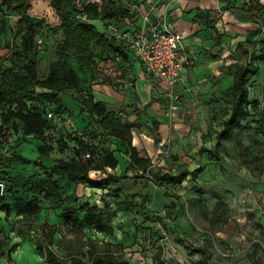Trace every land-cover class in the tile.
Masks as SVG:
<instances>
[{
  "label": "rangeland",
  "instance_id": "rangeland-1",
  "mask_svg": "<svg viewBox=\"0 0 264 264\" xmlns=\"http://www.w3.org/2000/svg\"><path fill=\"white\" fill-rule=\"evenodd\" d=\"M92 1L101 3V0ZM111 1L116 6H123L126 12L117 20L103 17L96 19L104 25L105 35H108L113 28L119 29L124 26L126 20L133 22L131 18L134 15L130 14L129 9L137 4L134 0ZM160 1L166 8L172 9L182 2V0ZM49 2L50 0H25L24 15L5 8L0 12V72L10 66V56L17 57L13 52L22 49L26 17L41 24V29L35 37L39 68L48 70L50 63L58 59V49L64 36L58 14ZM76 7L74 12L78 18L77 10L80 9V5ZM203 18L205 17L201 18V24L209 22H205ZM210 27L207 25V28ZM261 33L264 35V30ZM262 42L264 39L259 40V46L248 48L238 45L231 57H228L233 60V65L247 67L248 77L245 83L247 96L249 101L255 100L258 103L260 111L264 109V43ZM92 49L94 54L92 59L79 60L73 53L69 54V63L78 72L82 86L90 79L100 81L104 78V69L108 63L107 53L95 45ZM32 96L33 92L25 94L28 99ZM61 96L63 104H75L79 99L80 91L65 90ZM229 98L225 90L219 89L204 98L205 127L197 134L194 149L176 158L168 155L169 159L165 160L168 169L176 171L179 166L185 164L194 172L181 184L157 185L152 180L137 176L133 172L131 173L133 175H129L128 179L116 186L123 194L134 196L135 205L131 210L120 212L112 218L113 235L94 233L92 236L122 243L127 264H201L200 260L205 253H208V264L264 263V133L255 129L250 131L234 129L230 137H218L217 133L223 126L222 120L230 110ZM174 103L175 100L167 97L166 106L168 105L169 111L166 112L172 121H185L191 125L198 122L196 120L198 115L193 118L185 113L181 96L176 100L178 112L172 115L170 106ZM113 110L117 112V109ZM68 113L69 108L66 105L65 110L58 115L61 116L60 121ZM252 118H257L253 108L242 123L249 122L255 126L251 121ZM133 124L139 126L140 119H135ZM90 125L91 129L85 131L87 136L105 137L106 133L97 132L92 127L95 125L94 120ZM152 125H155L154 121ZM192 128L195 130L196 126ZM0 139L2 202L12 204L19 198H31L20 184L28 178L44 177V169L32 163L38 155L30 144L31 137L15 136L11 130L3 128L0 130ZM172 142L173 140L165 146L168 154ZM69 146L60 149L58 145V150L55 152L49 149L47 154L40 156L42 166L49 169L56 158L69 156L67 155L71 152ZM23 159H29L30 162L23 163ZM155 167L159 168L156 164ZM90 175L99 176L93 171ZM62 184L63 194H68L72 203V185L63 181ZM86 196L100 207L105 202H113V199L102 191H91ZM58 214V210H52L44 205V209L34 222L45 218L55 221L59 219ZM0 216V227L5 232H9L10 244L17 243L10 252V260L0 258V264H43L34 248V243L26 236L10 231L13 223L22 228H26L27 225L16 222L17 218L12 215L4 219L2 211Z\"/></svg>",
  "mask_w": 264,
  "mask_h": 264
},
{
  "label": "trees",
  "instance_id": "trees-1",
  "mask_svg": "<svg viewBox=\"0 0 264 264\" xmlns=\"http://www.w3.org/2000/svg\"><path fill=\"white\" fill-rule=\"evenodd\" d=\"M24 1L0 0V12L5 8L24 15ZM49 3L58 14L64 36L58 49V59L50 63L48 70L39 68L35 37L41 29V24L26 17L22 49L13 52L17 57L10 56V66L0 72V130L8 128L15 136H33L42 141L37 148L39 157L32 163L44 169V177L28 178L20 184L31 195L29 199L19 198L10 204L2 202L0 196V211L3 212L4 219L12 215L17 218L16 222L27 225L22 228L13 223L10 231L30 239L43 264H127L122 243L98 239L92 235H113L112 218L117 213L129 211L134 207V196L123 194L121 189L116 187L130 176L126 172L119 175L108 173L107 168L114 169L118 163L113 151H106L93 141H85L86 132L73 135L62 130L58 127L61 116H58L56 121L48 119L47 111L52 109L59 115L65 110L62 92L80 91L79 112L87 113L107 134L123 142L122 152L129 158L127 170H140L137 176L146 177L157 185L170 186L181 184L194 172L185 164L179 166L176 171L161 170L156 168L149 158L140 157L137 148L132 144L134 124L110 109L106 102L95 101L90 92H84L78 72L69 63L70 53L79 60L92 59L93 45L98 46L101 51L120 50V40L115 36L106 37L89 20L99 17L117 20L123 17L126 9L120 5L116 6L111 0H101V3L92 0H50ZM77 5H80L77 10L78 18L74 12ZM228 73L233 75L232 85L225 89L230 96V110L222 120L223 126L217 136L230 137L234 129H255L264 133V109L260 111L258 103L255 100L249 101L247 96V67L235 64ZM29 92H33L30 99L25 97ZM251 108L257 115V118L251 120L255 126L249 122L242 123V120L250 115ZM93 136L96 138V135ZM58 145L60 149L71 145V152L67 154L69 156L56 158L50 168L45 169L40 156L47 154L49 149L57 151ZM86 151L91 155L83 158ZM22 162L29 163L30 160L23 159ZM92 170L102 175L93 177L90 175ZM62 181L68 185L82 184L88 188L99 189L112 198L113 202H105L100 207L87 201L82 202L73 194L71 203L69 195L63 194ZM44 205L58 210L59 219L50 221L45 218L35 223L34 219L44 209ZM0 233V258L9 261L10 252L17 243L10 244L9 232H5L2 227ZM207 260L208 253H205L200 262L208 264Z\"/></svg>",
  "mask_w": 264,
  "mask_h": 264
},
{
  "label": "crops",
  "instance_id": "crops-1",
  "mask_svg": "<svg viewBox=\"0 0 264 264\" xmlns=\"http://www.w3.org/2000/svg\"><path fill=\"white\" fill-rule=\"evenodd\" d=\"M134 1L137 4L129 9L130 14L134 15L131 18L133 22L126 20L124 28L142 29L151 24H168L184 34V54L192 58L193 63L183 68L175 93L178 97H183L185 113L193 118L198 115V122L191 125L185 121L170 119L166 112L167 84L148 76L141 62L121 42L120 50H104L108 59L104 78L100 81L90 79L83 84L82 89L90 92L95 101L106 102L110 109H117L124 120L133 123L135 119H140L141 124L132 128V144L140 157L149 158L161 170H168L165 165L168 155L176 158L194 149L197 134L205 127L203 99L218 89L225 90L232 85L233 75L228 70L232 69L233 60L228 57H231L238 45L247 48L259 46V40L264 39L261 33L264 30V5H255L251 0H182L179 6L172 9L166 8L160 0ZM202 17H205V22H209L201 24ZM89 22L104 34L105 27L99 20ZM207 25L211 27L207 28ZM105 36L112 37L114 32L111 30ZM66 105L69 113L62 121H58V127L73 135H81L86 129H91L90 122L94 119L87 113L79 112V101H75V104H63V107ZM192 126H196L195 130ZM92 127L97 132L106 133L105 137L84 136V140L100 144L106 151L112 150L118 160L117 166L114 169L107 168V172L117 175L126 172L128 176L135 172L137 175L140 170H127L129 158L122 152L123 142L107 134L96 122ZM28 137H31L29 142L38 155L37 159V148L42 141L33 136ZM171 140L173 142L168 154L165 146ZM96 173L102 175L100 172ZM72 190L74 197L92 205L95 203L86 195L91 191H101L82 184H72Z\"/></svg>",
  "mask_w": 264,
  "mask_h": 264
},
{
  "label": "built area",
  "instance_id": "built-area-1",
  "mask_svg": "<svg viewBox=\"0 0 264 264\" xmlns=\"http://www.w3.org/2000/svg\"><path fill=\"white\" fill-rule=\"evenodd\" d=\"M251 1L255 5L258 3L264 5V0ZM112 31L125 49L141 62L148 76L167 84V97L175 100L170 106L171 114L175 115L178 112L176 84L183 68L193 63V59L184 54V34L168 24H151L142 29L113 28ZM46 116L54 121L58 119V115L52 109L47 111ZM90 155V152L86 151L83 158H88Z\"/></svg>",
  "mask_w": 264,
  "mask_h": 264
},
{
  "label": "water",
  "instance_id": "water-1",
  "mask_svg": "<svg viewBox=\"0 0 264 264\" xmlns=\"http://www.w3.org/2000/svg\"><path fill=\"white\" fill-rule=\"evenodd\" d=\"M1 186V185H0ZM0 193H1V187H0Z\"/></svg>",
  "mask_w": 264,
  "mask_h": 264
}]
</instances>
